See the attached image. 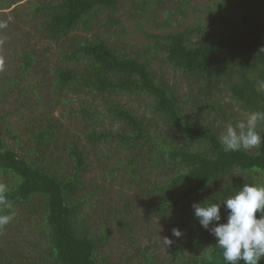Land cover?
Returning a JSON list of instances; mask_svg holds the SVG:
<instances>
[{"label": "trees", "instance_id": "trees-1", "mask_svg": "<svg viewBox=\"0 0 264 264\" xmlns=\"http://www.w3.org/2000/svg\"><path fill=\"white\" fill-rule=\"evenodd\" d=\"M24 1L0 0V9L13 8L12 24L30 21L43 38L61 44L81 27L91 30L99 10L107 9L111 15L117 12L122 0H27L29 5L21 3ZM153 1L144 0L142 6ZM213 9H208L211 27L197 23L186 30L148 35L152 42L134 49L133 55L108 38L82 39L74 44L73 51H64L55 71L54 80L61 90L69 87L76 94L95 93L108 106V115L122 124L121 130L114 132L100 130L99 124L98 130L88 134V140L94 145L110 144V174L127 169L130 179L141 187V194L145 193V211H153L161 223L166 222L165 238L174 246L171 261L159 258L157 251L149 252L146 245L141 254L148 264H226L222 250L215 247V236L200 225L192 205L222 202L248 182L264 185V148L225 152L218 140L222 132L206 119L200 122L195 115L210 107L222 122L234 123L236 117L218 109L226 88L240 112L264 111V0H218ZM233 10L238 11L236 20L230 17ZM17 44L20 50L12 56L19 66L12 77L6 73L5 80L1 77L0 93L13 96L20 109L27 106L30 95L26 74L43 61L36 49L23 43V38ZM159 53L175 71L187 77L186 97L179 96L173 85L157 76L151 59ZM121 94L153 98L155 119H140L115 99ZM82 112L90 118L100 114L91 109ZM7 120V114H0V176L4 177L0 179V190L12 208L9 212L0 205V215L12 214L15 207L43 206L44 226L49 233V249L41 252L43 264H109L98 258L104 235L91 236L88 227L80 223L88 198L74 200L80 190V176L88 170L80 142L62 143L64 152L76 164L73 176L67 179L46 165L45 158L53 154L55 133L60 129L53 119L29 130L35 144L30 151L8 144L6 138L12 133L5 128L9 127ZM257 130L264 135V122L258 123ZM126 210L131 212L130 203ZM221 216L217 223L226 222L223 205ZM143 219L145 224H152L149 215ZM135 224H126L130 234ZM174 228L183 235L175 237ZM5 253L0 250V263L5 264Z\"/></svg>", "mask_w": 264, "mask_h": 264}, {"label": "rangeland", "instance_id": "rangeland-1", "mask_svg": "<svg viewBox=\"0 0 264 264\" xmlns=\"http://www.w3.org/2000/svg\"><path fill=\"white\" fill-rule=\"evenodd\" d=\"M27 3L29 5V2ZM37 2L31 0L30 2ZM144 0H122L119 10L112 15L107 9L99 10L93 19L91 30L83 27L74 31L61 44L42 37L30 21L15 22L10 16L11 9H0V79L5 73L12 77L19 66L14 55L20 50L18 39L28 43L30 48L36 49L42 58L43 64L26 74L30 83V95L26 98V105L18 109V101L12 96L0 93V114H7L9 129L12 134L6 140L11 147L21 151L34 148V139L28 134L36 125H46L47 120L57 123L59 130L55 133L56 144L52 145L53 154L45 158L46 165L58 170L62 177L70 179L76 166L72 157L64 151V142L78 140L86 156L88 170L81 174L78 186L79 192L74 200L88 198V203L81 213L82 226H87L89 234L96 237L104 235L98 258L109 264H148L144 261L141 250L148 246L149 252L157 251V256L165 262L171 261V252L174 246L165 244L166 222L161 223L153 211H145V193L141 194V187L130 179L127 169L111 175L113 166L108 160L111 153L109 143L94 145L89 142L88 134L91 130L114 132L121 130L120 123L115 122L107 111V105L95 93L91 95L85 91L75 93V90L66 87L61 90L54 80L56 68L63 61L64 51H73L82 39L91 41L95 37L108 38L123 52L133 55V50L144 47L152 42L148 35H162L168 32H177L193 27L200 23L211 27V16L208 9H215L218 0H156L142 6ZM34 3V2H33ZM213 9V10H214ZM212 10V11H213ZM185 13L186 15H184ZM235 20L238 11L230 12ZM142 24L143 28L139 26ZM126 29L127 32H124ZM195 41V37H192ZM20 45V44H19ZM26 45V44H25ZM155 56L152 66L158 77H163L176 88V93L183 98L188 95L187 77L178 73L167 63L165 55ZM79 70L81 66H76ZM181 77V78H179ZM122 105L134 111L145 121L155 119L152 112L154 99L150 96H132L121 94L115 97ZM190 107L191 105L188 104ZM18 109V110H17ZM91 109L100 114L94 118L85 115L82 110ZM218 109L227 115L243 120L248 114L240 112L238 103L231 97L228 88L221 94V105ZM216 112L210 107L196 112L200 122L207 120L221 132L231 122H222ZM0 124L1 121H0ZM17 136V139H15ZM60 141H57V140ZM59 147H57V146ZM51 148V149H52ZM264 148V144L255 147ZM254 149V148H253ZM39 157V153H33ZM4 177L0 176V179ZM1 186V185H0ZM130 203L131 212L126 213V204ZM12 219L0 226V250L5 251V264H43L42 250L48 251V235L44 226L45 214L41 204H34L31 209L26 206L15 207ZM149 215L151 225L145 224L143 217ZM138 222H135V218ZM127 223L132 226V233L127 231ZM49 234V233H48ZM153 237L152 240H149ZM36 246L37 250L33 247ZM29 257H28V256ZM51 255V254H50ZM32 258L23 261L21 258ZM4 264V263H0ZM48 264H51L48 262Z\"/></svg>", "mask_w": 264, "mask_h": 264}, {"label": "clouds", "instance_id": "clouds-1", "mask_svg": "<svg viewBox=\"0 0 264 264\" xmlns=\"http://www.w3.org/2000/svg\"><path fill=\"white\" fill-rule=\"evenodd\" d=\"M260 122H264V111H253L243 120L228 123L218 137L223 150H250L264 144V135L257 130ZM0 205L9 212L12 208L2 190ZM222 205L227 211L226 222L217 223L222 219ZM192 208L200 225L215 236V247L222 250V259L226 264H240V261L244 264H261L264 259V185L248 182L222 202H194ZM11 219V214L0 215V226ZM173 235L179 238L183 233L174 228ZM171 243L165 238L166 245Z\"/></svg>", "mask_w": 264, "mask_h": 264}]
</instances>
